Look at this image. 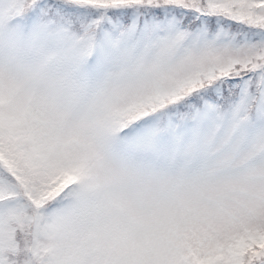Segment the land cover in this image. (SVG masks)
Returning a JSON list of instances; mask_svg holds the SVG:
<instances>
[{
	"label": "snow or ice",
	"instance_id": "6c2138e0",
	"mask_svg": "<svg viewBox=\"0 0 264 264\" xmlns=\"http://www.w3.org/2000/svg\"><path fill=\"white\" fill-rule=\"evenodd\" d=\"M0 264H264V0H0Z\"/></svg>",
	"mask_w": 264,
	"mask_h": 264
}]
</instances>
